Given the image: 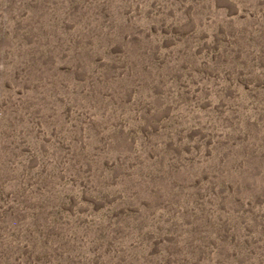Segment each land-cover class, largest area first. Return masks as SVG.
<instances>
[{
    "label": "rangeland",
    "instance_id": "obj_1",
    "mask_svg": "<svg viewBox=\"0 0 264 264\" xmlns=\"http://www.w3.org/2000/svg\"><path fill=\"white\" fill-rule=\"evenodd\" d=\"M0 264H264V0H0Z\"/></svg>",
    "mask_w": 264,
    "mask_h": 264
}]
</instances>
